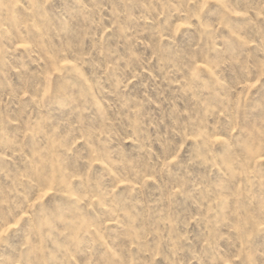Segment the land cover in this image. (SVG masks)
I'll return each mask as SVG.
<instances>
[{
  "label": "rangeland",
  "instance_id": "rangeland-1",
  "mask_svg": "<svg viewBox=\"0 0 264 264\" xmlns=\"http://www.w3.org/2000/svg\"><path fill=\"white\" fill-rule=\"evenodd\" d=\"M0 264H264V0H0Z\"/></svg>",
  "mask_w": 264,
  "mask_h": 264
}]
</instances>
